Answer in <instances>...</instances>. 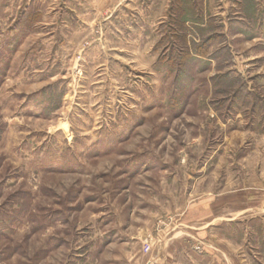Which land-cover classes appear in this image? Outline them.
Wrapping results in <instances>:
<instances>
[{"label":"rangeland","instance_id":"1","mask_svg":"<svg viewBox=\"0 0 264 264\" xmlns=\"http://www.w3.org/2000/svg\"><path fill=\"white\" fill-rule=\"evenodd\" d=\"M42 2L0 0V264H264V0H172L140 62Z\"/></svg>","mask_w":264,"mask_h":264},{"label":"crops","instance_id":"2","mask_svg":"<svg viewBox=\"0 0 264 264\" xmlns=\"http://www.w3.org/2000/svg\"><path fill=\"white\" fill-rule=\"evenodd\" d=\"M18 1L9 0L7 10L12 11L14 6L17 8ZM171 3L172 0H43L39 12L43 15V23L57 25L58 45H72L76 61L83 62L85 58L96 61L101 55L97 46H102L106 48V51H101L104 56L140 62L143 56L150 60L155 56L151 47L158 36L154 33L157 26L167 23ZM96 22L105 23L106 31L100 42L91 37ZM86 41L90 42L85 46ZM141 46L147 50L136 48ZM259 207L257 209L264 210V203ZM244 212L243 209L239 214L243 216ZM208 214L204 212L203 218Z\"/></svg>","mask_w":264,"mask_h":264}]
</instances>
